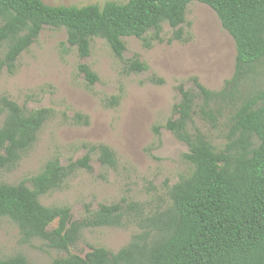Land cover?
Masks as SVG:
<instances>
[{
  "label": "trees",
  "instance_id": "16d2710c",
  "mask_svg": "<svg viewBox=\"0 0 264 264\" xmlns=\"http://www.w3.org/2000/svg\"><path fill=\"white\" fill-rule=\"evenodd\" d=\"M192 2L209 7L231 36L235 65L219 91L206 89L196 78L197 94L179 86L181 99L173 108L177 118L163 128L187 146L183 156L190 168L169 189L163 209L145 213L140 204L121 200L86 209V216L74 221L70 208L40 203V197L60 189L76 171L91 170L89 153L97 152L102 165L114 168V154L104 145L89 147L88 154L66 165L51 159L17 184L0 183V219L17 226L22 243L39 240L65 253L50 264H264V87L243 89L264 68V0H128L81 7L0 0V75L14 73L19 56L45 26L64 29L67 44L81 59L90 55L91 41L98 38L123 60V38L135 37L149 48L152 42H162L163 24L173 29L171 40L187 43L180 26ZM79 70L89 85L97 81L86 65ZM126 70L140 73L148 66L135 58L127 61ZM229 106L224 143L215 145L193 126V117L216 126L222 109ZM51 115V109L25 111L0 97V172L17 166ZM82 120L88 124L86 117L75 114V123ZM154 132L159 134V127ZM130 223L139 231L116 253L102 247L83 257L70 252L85 229ZM0 264L30 263L16 254L0 259Z\"/></svg>",
  "mask_w": 264,
  "mask_h": 264
},
{
  "label": "rangeland",
  "instance_id": "374dc122",
  "mask_svg": "<svg viewBox=\"0 0 264 264\" xmlns=\"http://www.w3.org/2000/svg\"><path fill=\"white\" fill-rule=\"evenodd\" d=\"M50 6H85L128 0H41ZM187 43L171 40L173 29L162 25V42L145 48L142 40L123 38V60L117 59L105 41L94 38L90 55L81 59L66 42L64 29L45 26L38 39L23 52L13 74L0 75V97L6 96L25 111L52 110L37 139L11 171L0 172V183L17 184L41 171L45 163L58 158L62 165L89 153V147L104 145L114 154V168L104 166L98 153H89L90 171L80 169L60 189L40 197L47 207H68L72 220L86 216L100 204L136 202L145 213L163 209L168 191L189 171L184 159L188 148L163 128L176 119L174 106L180 102L179 86L197 94L193 78L206 89L219 91L234 71L236 50L215 13L206 5L188 4L180 26ZM148 36V35H146ZM137 58L148 70H126L127 61ZM86 65L97 81L89 85L79 66ZM264 87V68L245 90ZM200 101L197 100V104ZM231 107L212 126L198 115L193 126L215 145L224 143ZM75 114L88 124L75 123ZM191 126V130L192 127ZM159 127V134L154 128ZM139 230L133 223L121 228L85 229L71 253L83 257L92 248L116 253ZM21 254L30 264H50L65 253L46 248L39 240L20 241L15 224L0 219V259Z\"/></svg>",
  "mask_w": 264,
  "mask_h": 264
}]
</instances>
